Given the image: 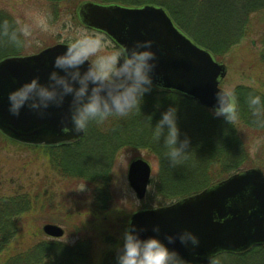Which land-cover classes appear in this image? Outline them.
<instances>
[{"label":"trees","instance_id":"obj_1","mask_svg":"<svg viewBox=\"0 0 264 264\" xmlns=\"http://www.w3.org/2000/svg\"><path fill=\"white\" fill-rule=\"evenodd\" d=\"M45 1L52 7L55 19L60 20L64 15H77L79 5L86 0ZM90 1L128 6L153 3L162 6L168 10L183 31L198 44L210 50L219 60L230 53L234 46L250 37L254 27H264V0ZM4 20L15 26L10 16L0 11V22ZM260 55L264 62V51ZM234 93L239 104L240 117L231 124L224 117L217 116L215 111L198 104L193 98L176 91L160 89L153 84L151 90L143 97L140 111L127 118L113 120L115 125L112 129L115 130L110 137H107L110 134H107L109 123L91 124L86 129L88 131L86 135L92 132L94 134L92 138L100 141L94 140L95 144L99 142L104 157L128 145L151 149L156 153L160 157L161 173L156 186L157 192L155 196L148 194L149 201L152 200L145 207L156 206L155 203H158L157 206L166 205L255 166L249 153V146L255 137L264 133V128L254 124L255 118L251 115L247 97L249 94L264 95V92L240 85ZM170 108L176 109L180 140L185 138L190 140L188 158L182 165L177 166H172L164 158L166 152L163 146L164 136L159 143L152 138V128ZM85 137L77 143L56 147L61 150L54 158L58 162L57 167H61L67 176L81 177L88 183L96 185L94 189L97 193L92 212L99 218L109 212L111 199L103 186L100 184L97 186V180L100 179L98 174L103 168H94V164L90 163L93 159L92 154L97 150L89 152L79 150ZM26 146L38 148L34 145ZM54 149L55 147H47L49 151ZM261 162L260 167L264 168V155ZM35 207L30 195L0 194V264H95L93 233L86 234V230L84 233L83 229L75 231L74 234H80L81 238L79 236L74 245L57 239L31 243L36 234H39L38 229H33L29 231L30 234L23 236L24 228L21 224L32 211L35 212ZM90 232H94V229ZM111 236L109 233L102 234L107 246L99 264H117V249L122 244V239L115 243ZM24 238L29 242L21 249L15 248L14 244ZM213 264H264V245L254 247L246 253H223L217 256Z\"/></svg>","mask_w":264,"mask_h":264},{"label":"water","instance_id":"obj_2","mask_svg":"<svg viewBox=\"0 0 264 264\" xmlns=\"http://www.w3.org/2000/svg\"><path fill=\"white\" fill-rule=\"evenodd\" d=\"M81 22L109 35L122 49L131 48L137 40L152 39L156 53L153 84L193 98L200 105L216 110L217 92L227 75V66L213 53L197 44L174 22L168 11L157 5L127 7L120 4L85 2L79 8ZM69 44H56L28 56H10L0 61V130L8 137L26 144L59 145L73 143L84 132L72 130L69 104L52 105L43 116L26 106L16 116L8 110L9 91L33 77L47 82L57 55ZM87 68V62L83 66ZM62 71V70H61ZM152 166L144 159L134 160L128 180L139 199L147 195ZM131 224L144 229L141 235L176 234L190 229L199 236L193 248L179 239L169 247L176 248L189 264H212L222 253H245L264 245V171L250 168L212 185L198 194L173 204L143 209L133 214ZM159 224L160 232L153 226ZM129 227V225H128ZM44 232L55 238L65 235L58 224L48 223Z\"/></svg>","mask_w":264,"mask_h":264},{"label":"rangeland","instance_id":"obj_3","mask_svg":"<svg viewBox=\"0 0 264 264\" xmlns=\"http://www.w3.org/2000/svg\"><path fill=\"white\" fill-rule=\"evenodd\" d=\"M148 4L153 3L144 5ZM0 11L10 16L14 22L19 21L21 25H28L32 30L28 45L20 49L0 40V61L10 56L36 54L58 43L70 44L81 33H88L94 38L102 39L105 45L104 52L120 50L109 37L82 24L77 15H64L62 19L56 20L52 13V7L45 0H0ZM41 22L47 24V30H42ZM263 51L264 27L256 26L250 37L234 46L222 60L218 59L227 66L228 70L220 87L226 91L234 92L238 86L245 85L264 92V62L260 55ZM113 120L103 123H109L107 134H110L107 137L114 133ZM85 132L86 137L79 150L84 149L86 152L97 150L92 154L93 161L91 160L90 163L94 164V168H103L98 174L100 179L97 180V186L99 184L103 186L111 199V208L107 214L96 218L92 212V205L97 193L94 189L96 188L95 184L92 185L81 177L67 176L61 167H57L58 162L55 161L54 156L61 148H55L52 151L47 150V147L29 148L22 143L14 142L1 131L0 194L7 196L26 194L32 197L33 204L36 206L35 212L32 211L21 224L24 228L23 236L30 234L29 231L33 229H38L39 234H36L34 240L30 241L31 243L45 239H58L44 232L43 227L48 223L62 226L66 234L59 240L70 245H74L79 240L80 234H74L75 231L83 229V233L85 230L86 234L93 233L95 264H99L107 246L102 237L103 233L111 234V238L117 243L122 239L124 230L137 211L167 206L188 196L166 205L157 206L158 203H155L156 206L145 207L151 203L152 199L149 201L147 196L146 199L140 200L130 186L128 180L130 164L137 158H144L151 164L153 171L149 193L155 196L161 173L160 157L151 149L135 148L130 145L123 146L104 157L100 150V141L97 138H92L94 135L92 132L88 134L89 136L86 135L88 131L85 130ZM94 140L99 142L95 144ZM249 147V153L255 166L247 169L261 168L264 171V168L260 167L262 166L261 158L264 155V133L255 137ZM102 162L104 164H101ZM223 180L225 179H221L215 184ZM93 229L94 232H90ZM27 242H29L27 238L18 240L14 247L21 249Z\"/></svg>","mask_w":264,"mask_h":264},{"label":"clouds","instance_id":"obj_4","mask_svg":"<svg viewBox=\"0 0 264 264\" xmlns=\"http://www.w3.org/2000/svg\"><path fill=\"white\" fill-rule=\"evenodd\" d=\"M40 27L47 30L44 22ZM31 35V28L19 21L15 26L7 20L0 22V40L17 49L27 46ZM153 43L152 39L137 40L131 48L104 52L102 39L81 33L66 51L56 56L47 82L33 77L9 91L8 110L19 116L26 106L43 116L50 106H62L71 95L70 119L72 130L77 133L84 132L93 123L99 125L110 119L127 118L140 111L145 93L152 88V73L157 63ZM216 95L219 107L215 114L234 124L240 117L235 93L219 90ZM247 104L255 118L254 124L264 128V95L249 94ZM162 136L166 148L164 158L172 166L182 165L190 153V140H180L175 108L165 111L152 128L154 141L159 143ZM143 231L129 221L117 249V264H189L176 248L169 245L177 238L185 246L190 243L193 248L200 243L199 236L187 228L176 234H166L167 243L156 235L144 237ZM153 231L160 232V225H154Z\"/></svg>","mask_w":264,"mask_h":264},{"label":"flooded vegetation","instance_id":"obj_5","mask_svg":"<svg viewBox=\"0 0 264 264\" xmlns=\"http://www.w3.org/2000/svg\"><path fill=\"white\" fill-rule=\"evenodd\" d=\"M138 159V158H137Z\"/></svg>","mask_w":264,"mask_h":264}]
</instances>
